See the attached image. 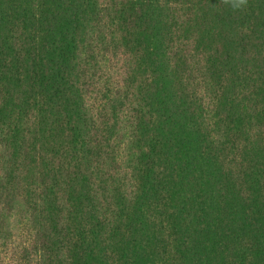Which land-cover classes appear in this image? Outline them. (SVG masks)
<instances>
[{
	"label": "trees",
	"instance_id": "1",
	"mask_svg": "<svg viewBox=\"0 0 264 264\" xmlns=\"http://www.w3.org/2000/svg\"><path fill=\"white\" fill-rule=\"evenodd\" d=\"M0 264H264V0H0Z\"/></svg>",
	"mask_w": 264,
	"mask_h": 264
},
{
	"label": "clouds",
	"instance_id": "2",
	"mask_svg": "<svg viewBox=\"0 0 264 264\" xmlns=\"http://www.w3.org/2000/svg\"><path fill=\"white\" fill-rule=\"evenodd\" d=\"M220 3L230 6L233 10H239L246 6L247 0H220Z\"/></svg>",
	"mask_w": 264,
	"mask_h": 264
}]
</instances>
